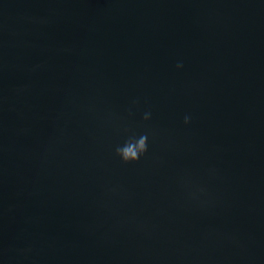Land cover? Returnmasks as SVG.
<instances>
[{
	"label": "water",
	"instance_id": "obj_1",
	"mask_svg": "<svg viewBox=\"0 0 264 264\" xmlns=\"http://www.w3.org/2000/svg\"><path fill=\"white\" fill-rule=\"evenodd\" d=\"M0 264H264V0H0Z\"/></svg>",
	"mask_w": 264,
	"mask_h": 264
},
{
	"label": "clouds",
	"instance_id": "obj_2",
	"mask_svg": "<svg viewBox=\"0 0 264 264\" xmlns=\"http://www.w3.org/2000/svg\"><path fill=\"white\" fill-rule=\"evenodd\" d=\"M177 67H183L182 61H177ZM135 102V101H134ZM152 116L151 110L143 112V119L149 120ZM191 120L189 114L184 115L185 123ZM149 132H142L138 135L129 136L124 140L123 143L117 144L115 147L116 154L125 162L138 161L144 156L149 150ZM199 191H204L203 187L199 188ZM195 195V192L193 193Z\"/></svg>",
	"mask_w": 264,
	"mask_h": 264
}]
</instances>
